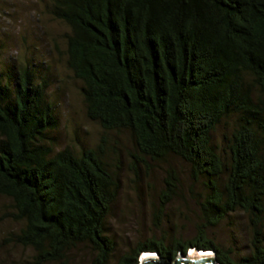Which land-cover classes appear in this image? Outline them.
<instances>
[{
  "label": "trees",
  "instance_id": "16d2710c",
  "mask_svg": "<svg viewBox=\"0 0 264 264\" xmlns=\"http://www.w3.org/2000/svg\"><path fill=\"white\" fill-rule=\"evenodd\" d=\"M46 13L68 28L63 54L80 82L87 119L105 134L127 133L138 179L164 164L156 227L182 197L175 159L203 187L201 223L188 239L150 238L115 258L107 222L121 189L119 152L106 137L94 147L59 148L35 65L0 75V197L18 224L7 242L29 264H139L143 254L173 263L191 249L218 264H264V0H50ZM32 65V66H31ZM228 124L224 150L213 143ZM248 219L250 253L234 259L207 237L228 216Z\"/></svg>",
  "mask_w": 264,
  "mask_h": 264
},
{
  "label": "rangeland",
  "instance_id": "374dc122",
  "mask_svg": "<svg viewBox=\"0 0 264 264\" xmlns=\"http://www.w3.org/2000/svg\"><path fill=\"white\" fill-rule=\"evenodd\" d=\"M49 1L0 0V75L4 74L3 82L7 81L6 74L15 75L23 65H35L33 67L39 72L37 81L43 77L49 81L47 100L55 106L60 123L51 137L58 147H94L106 137L108 146L119 152L121 189L106 225L107 236L115 244V258L150 238L166 242L192 238L201 223L199 201L204 196L203 187L191 183L187 166L175 159L168 160V165L181 176L182 197L167 205L165 217L156 227L154 211L158 206L157 196L163 188L166 167L164 164L153 165L148 175L140 171L137 179L129 163V135L124 132L105 134L98 124L87 119L79 93L80 82L65 65V35L69 30L46 13ZM229 127L224 123L214 133L213 143L220 150L226 147ZM10 210V200L0 197V264H29L32 255L29 250L5 241L7 234L19 227L8 217ZM248 224V219L237 213L228 216L217 227L208 229L206 234L215 244L230 250L234 259H239L250 253L252 235ZM90 256L88 250L79 248L73 252L68 264H88Z\"/></svg>",
  "mask_w": 264,
  "mask_h": 264
},
{
  "label": "water",
  "instance_id": "95a60500",
  "mask_svg": "<svg viewBox=\"0 0 264 264\" xmlns=\"http://www.w3.org/2000/svg\"><path fill=\"white\" fill-rule=\"evenodd\" d=\"M196 253L198 252H202L199 250H194ZM204 253L206 251H203ZM139 264H218L216 261V257L215 254L211 255V256H201L198 254H192V256H183L182 254H180L173 263H171L170 261L164 260V259H160L159 257H148L145 258L143 257Z\"/></svg>",
  "mask_w": 264,
  "mask_h": 264
},
{
  "label": "bare ground",
  "instance_id": "6f19581e",
  "mask_svg": "<svg viewBox=\"0 0 264 264\" xmlns=\"http://www.w3.org/2000/svg\"><path fill=\"white\" fill-rule=\"evenodd\" d=\"M194 253H195V254H198V255H201V256H211V255H212V254H210L209 252H208V253H204V252H200V253L198 252V253H196L195 251H192V252H190V253L188 254V256L191 257L192 254H194ZM144 257H145V258H148V257H154V256H152V255L149 254V255H145Z\"/></svg>",
  "mask_w": 264,
  "mask_h": 264
},
{
  "label": "clouds",
  "instance_id": "9594fccd",
  "mask_svg": "<svg viewBox=\"0 0 264 264\" xmlns=\"http://www.w3.org/2000/svg\"><path fill=\"white\" fill-rule=\"evenodd\" d=\"M207 252H208V251H207ZM149 254L152 255V256H154L155 258L158 257L157 254L147 253V254H143V255L141 256V259H142L145 255H149ZM188 254H189V252H188ZM188 254H187V255H188ZM141 259H140V260H141Z\"/></svg>",
  "mask_w": 264,
  "mask_h": 264
}]
</instances>
